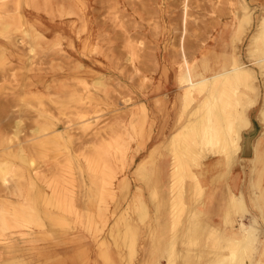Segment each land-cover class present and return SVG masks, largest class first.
<instances>
[{
    "label": "rangeland",
    "instance_id": "obj_1",
    "mask_svg": "<svg viewBox=\"0 0 264 264\" xmlns=\"http://www.w3.org/2000/svg\"><path fill=\"white\" fill-rule=\"evenodd\" d=\"M252 2L0 0V162L14 168L6 184H16L18 194L24 186L33 192L21 196L19 205L27 201L31 209L42 201L68 222L62 228L66 240L33 246L52 247L50 254L33 249L29 254L38 252L52 264L60 258L53 254L60 246L68 249L65 258L74 257L78 264H111V252L120 256L117 264H135L146 248L148 264H218L221 255H228L225 240L200 212L208 187L196 171L208 155L230 160L235 153L216 151L219 143L194 140L197 156L181 155L192 175L178 167L172 190L169 141L189 120L215 121L216 108L200 104L207 92H191L190 78L213 76L238 58L252 70V82L232 86L224 102L243 127V149L253 132L251 156L241 155L254 159L251 182H264V37L256 43L253 38L264 28V4ZM7 23L13 26L5 30ZM162 81L168 89L156 93ZM43 124L51 133L48 146L34 147L33 130ZM55 128L63 134L60 142ZM154 131L162 141L140 164L132 156ZM163 155L172 167L164 192L158 189L155 158ZM32 217L38 218L36 209ZM251 220L262 236L251 255L254 264H263L264 214ZM24 225L4 224L0 217V242L4 233Z\"/></svg>",
    "mask_w": 264,
    "mask_h": 264
},
{
    "label": "crops",
    "instance_id": "obj_2",
    "mask_svg": "<svg viewBox=\"0 0 264 264\" xmlns=\"http://www.w3.org/2000/svg\"><path fill=\"white\" fill-rule=\"evenodd\" d=\"M252 4L254 6H261V4H264V0H253ZM227 25L229 27L231 26L230 23ZM167 89V82L164 81L163 83L162 81L159 86L157 83L155 91L157 93V91L161 92ZM172 92L173 91L170 93ZM163 132H165L164 128ZM158 133L159 132L154 131V134L146 138L144 142L142 140L144 146L140 147L138 153L133 154L132 157L134 160L139 158L140 164H143L146 160L148 162L154 149L159 146L162 141L160 139V134ZM155 158L157 159L156 173L161 179L158 189L164 192V190H166L164 185L165 175L169 173L171 160L167 156L165 157V155H163V157L156 156ZM253 160L254 159L245 160L243 155L240 154V151L232 155L230 160H227L224 156L211 154L205 158V163L203 162L202 167L196 171L198 178L199 176L201 178L199 180L208 187L205 202L201 207L200 212L205 216L204 219L206 224L210 228L219 231L223 240L227 238V235H243V231L240 229L241 221L242 223L249 225L252 217L260 215V212L262 211L264 213V182H251L253 168L250 166H252ZM26 180H28L26 183L30 181L29 178H26ZM15 185L16 184H12L8 186L7 184L1 185L0 183V201L4 200L7 202L6 204L10 201L13 202L12 205L8 204L7 207H4V204L0 202V217L6 213L8 217L15 219V223L21 225L25 224L22 226L25 228H19V230L17 229L16 231L4 233L3 240L5 241L0 242V264H52V262H49L50 258L45 259L44 257V261H42L41 259H43V256H37V254H50L52 247L43 246L42 248H33V246L39 241H47V243H50L53 239L66 240L67 232H62V228L67 227V219L63 214L57 213L55 209L45 207V204L42 201L36 202L33 206L38 212V218H33L28 215L29 204L27 205V201H25L24 204H21L24 206L21 207V205H19L20 201L18 200L21 199V196L26 199V196L32 195L33 192L29 190V186H24L21 194H18L19 191L18 193L15 192L16 190L14 191ZM221 192L222 194H220ZM13 193H16V195ZM240 194L243 196L244 206H238V204L233 203V201L229 199L232 195L240 196ZM218 203H221L222 205ZM19 212L23 217L19 216ZM246 221L250 223L248 224ZM59 227L61 229L57 230ZM262 235L264 236V234ZM30 249L38 250L41 254L38 252H31L29 254L28 251ZM261 249V255L264 259V245L261 246ZM53 254L60 257H52V259H57L54 264H78L71 261L74 257L68 259L65 258L68 254V249L66 247H58V249L53 251ZM148 254L150 253L147 248L140 249L139 260H137L135 264H148ZM156 255L157 258L163 259L162 252H158L157 250ZM117 256L120 257L116 253L111 252V264H117ZM69 260L70 262H68ZM262 263L264 264V262Z\"/></svg>",
    "mask_w": 264,
    "mask_h": 264
},
{
    "label": "bare ground",
    "instance_id": "obj_3",
    "mask_svg": "<svg viewBox=\"0 0 264 264\" xmlns=\"http://www.w3.org/2000/svg\"><path fill=\"white\" fill-rule=\"evenodd\" d=\"M264 25V24H263ZM11 26H13V24L11 23H7L5 25V30L9 29ZM262 26V25H261ZM264 27V26H262ZM1 35V34H0ZM254 36V35H253ZM261 37H264V28H260V31L257 33V35L254 38L255 43L257 41H259V39H261ZM237 38V37H236ZM261 41V40H260ZM11 42V41H10ZM21 43V42H20ZM16 44V43H15ZM254 44V42H253ZM3 45V44H2ZM30 50V54H34L35 50L34 48L29 49ZM28 50V51H29ZM1 52V50H0ZM264 59V58H263ZM33 60V59H32ZM1 62V61H0ZM34 62V61H32ZM36 66V65H35ZM232 67V68H230ZM229 68H224L223 70H220L218 72H215L213 74V76H207V77H203L201 79H196V75H194V78H190L191 79V83H189L188 85V89L192 92V89H195L197 91H201L207 92V95L204 97V99L201 101L200 104H207L209 106H213L216 108L214 117H215V121L211 122V121H207L205 120L204 117H199L196 118L194 121L193 120H189L187 123H185L184 125L181 126V128L175 132L171 137H170V141H169V148L170 151H172V153H174V161H173V172H171V178L173 179L172 182V190H175V185H177L178 183H176V178L178 176H176L178 174V167L179 169L183 170L182 174H191V168L188 166V163H186L183 159V157H181V155H183L185 152L189 154L192 153L193 151V145L196 144L195 142H199L200 140H202V142H206L208 145H216V143H219L218 148H216V151L218 150H222L224 152H226V154H234L240 151V154H245V151L242 147L243 142H240L241 140V135H240V131H241V127L240 123L235 122V112L232 115V117H234V119L232 117L229 116V114L231 113H227V109H228V104L226 105V103L224 102V96L225 93L228 89H230L232 86H234L235 84H240L244 86V84L248 85L250 82H252V70L250 68H248L246 65L242 64V62L240 61V59L238 58H234L232 59V64L230 65ZM13 70V69H12ZM15 70V69H14ZM72 82V81H71ZM183 82V81H182ZM74 84V82H72ZM76 84V83H75ZM74 84V85H75ZM99 84V83H98ZM251 84V83H250ZM249 84V85H250ZM78 86V85H76ZM83 86V85H82ZM73 88V87H72ZM75 90V88H74ZM67 91V90H66ZM71 91V90H70ZM74 94V93H73ZM189 94V93H188ZM188 94H186L185 97L188 96ZM71 95V94H70ZM183 97V96H182ZM220 97V99H219ZM219 99V100H218ZM42 100V99H41ZM44 100V98H43ZM42 100V101H43ZM50 100V99H49ZM72 100V99H71ZM241 100V99H240ZM69 102V101H68ZM73 102V100H72ZM46 103V102H45ZM49 103V102H48ZM51 104V103H50ZM230 104V103H229ZM238 104V103H237ZM240 104V103H239ZM79 105V104H78ZM85 105V104H84ZM44 106V105H43ZM56 106V105H55ZM58 106V105H57ZM56 106V107H57ZM80 106V105H79ZM231 107V106H230ZM205 108V107H204ZM78 109V108H77ZM207 109V107H206ZM48 110V109H45ZM58 110V108H57ZM81 110V109H80ZM205 110V109H204ZM232 110V109H230ZM73 111V110H72ZM78 111V110H77ZM76 111V112H77ZM206 111V110H205ZM55 112V111H54ZM59 112V111H58ZM80 112V111H79ZM79 112L77 113L79 116ZM229 112V110H228ZM62 113V112H61ZM60 113V114H61ZM66 113V112H65ZM63 113V114H65ZM70 113V112H69ZM73 113V112H72ZM84 113V112H83ZM87 113V112H86ZM62 114V115H63ZM90 114V113H89ZM68 115V114H67ZM76 115V113H75ZM88 115V114H87ZM24 116V115H23ZM86 116V115H85ZM203 116V115H202ZM25 117V116H24ZM46 117V116H45ZM68 118V117H66ZM45 120V119H44ZM47 120V119H46ZM80 120V119H78ZM28 121V120H27ZM50 121V120H48ZM53 121V120H52ZM50 121V122H52ZM29 122V121H28ZM43 122V121H42ZM81 122V121H80ZM57 123V122H56ZM68 123V122H67ZM220 123V125H219ZM72 124V123H71ZM245 126L248 124V121H244ZM21 125V124H20ZM19 125V126H20ZM64 125V124H63ZM67 125V124H66ZM55 126V125H54ZM83 128H88V122L84 123ZM82 127V126H80ZM34 128V127H33ZM49 129V127L46 124H43L41 126H38V128H36L35 130H33L34 132V136L32 137L31 141H32V145L34 147H44L47 145V143L49 142V135L51 133H48L47 130ZM59 130V128H55L54 129V133L56 138H58L59 142L61 141L62 135L61 133H56ZM47 132V133H46ZM87 134V133H86ZM199 138V141H197V139ZM251 138V137H250ZM97 139V137H96ZM95 139V140H96ZM54 142V141H53ZM79 143V142H78ZM58 144V143H57ZM56 145V144H55ZM48 146V145H47ZM46 146V147H47ZM20 148V147H19ZM22 148V147H21ZM17 149V148H16ZM33 149V148H32ZM35 149V148H34ZM233 149V150H232ZM47 150H49L47 148ZM46 150V151H47ZM220 150V151H221ZM142 153V152H141ZM194 153V152H193ZM192 153V154H193ZM256 151H254V155H255ZM38 154V153H37ZM40 154V153H39ZM191 154V155H192ZM9 156H15L14 154L11 155L9 154ZM41 156V155H40ZM197 156L196 154H193V157ZM5 158L7 156H4ZM44 157V156H43ZM192 157V156H189ZM231 157V156H230ZM229 157V158H230ZM183 158V159H182ZM19 159V158H18ZM21 160L25 161V158H20ZM189 159V158H188ZM7 160V159H6ZM20 160V161H21ZM235 160V159H234ZM9 161V160H8ZM18 162V161H16ZM180 162V164L178 163ZM15 163V162H14ZM191 163V162H190ZM43 164V163H42ZM60 164V163H59ZM179 164V165H178ZM234 164V163H233ZM13 164L10 162H0V180L2 182V184L6 185V179L9 175H11L12 172H14V168L12 167ZM259 167V166H258ZM165 168V166H164ZM163 168V169H164ZM172 168V167H171ZM162 169V170H163ZM21 170V169H20ZM256 170V169H255ZM23 171V170H22ZM164 171V170H163ZM161 171V172H163ZM166 171V170H165ZM180 174V175H182ZM18 174H16L17 176ZM192 175V174H191ZM237 175V174H236ZM18 177V176H17ZM182 177V176H181ZM21 179V178H20ZM19 179V180H20ZM181 179V178H180ZM8 180V179H7ZM214 180V179H213ZM181 181V180H180ZM178 181V182H180ZM239 181V180H238ZM240 182V181H239ZM20 183V182H19ZM18 183V184H19ZM1 184V185H2ZM22 185V184H20ZM182 185V184H181ZM16 186V185H15ZM35 186V185H33ZM18 186H16L17 188ZM177 187V186H176ZM178 189L180 190V185H178ZM237 187V186H236ZM15 188V189H16ZM22 188V187H21ZM35 191V193H37V191L39 189H32ZM171 190V189H170ZM223 190V189H222ZM220 190V191H222ZM178 191V190H177ZM42 192V191H41ZM175 193V192H174ZM173 194V193H172ZM222 194V192L220 193ZM224 194V193H223ZM31 196V195H30ZM37 196V195H36ZM44 196V195H43ZM172 196V202L175 203V201H177V199H175L176 197ZM179 196V195H178ZM223 196V195H222ZM219 197V196H218ZM225 197V195H224ZM178 198V197H177ZM221 199V197H220ZM223 199V198H222ZM231 201H233V203L238 204V206H244V199L243 196L240 194V196H235L232 195L231 198H229ZM30 201V204L34 203L35 201H31L28 200V203ZM217 201V200H215ZM221 201V200H220ZM2 204H4V207L11 205L13 202H8V204H6L7 202L4 200L0 201ZM223 202V201H221ZM225 202V201H224ZM214 203V202H213ZM217 203V202H216ZM221 204V203H218ZM217 205V204H215ZM214 205V206H215ZM222 205V204H221ZM229 205V204H228ZM213 208V207H212ZM234 208V207H233ZM30 209V208H29ZM215 209V207H214ZM244 209V208H243ZM228 210V209H227ZM235 210V209H233ZM26 211V210H25ZM35 211V209H30V211H28V214H30L31 216L33 215V212ZM214 211V210H213ZM212 211V212H213ZM245 211V210H244ZM211 212V211H210ZM24 214V213H23ZM262 214L263 211H262ZM223 215L225 216V214L223 213ZM19 216L23 217V215L19 212ZM12 217H8L6 215V213L1 216L2 221L4 222V224H14L15 223V219ZM250 221V220H249ZM254 221L251 223L250 225L245 226L244 224H240V229L243 231V235L240 236H228L225 239V247H227L229 249V253L227 254H223L220 256L219 258V262L218 264H254V259L253 256L251 255V253L253 252V250L255 251L257 248V245L255 244L256 242L259 241V237L261 235V233H259L260 235H257L256 232V228L254 226ZM239 228V227H238ZM224 247V250H225ZM253 254V253H252ZM169 257V256H168ZM167 258V257H166ZM173 258V257H172ZM168 259V258H167ZM160 260V259H159ZM158 261V260H157ZM156 264V263H155ZM169 264V263H168Z\"/></svg>",
    "mask_w": 264,
    "mask_h": 264
},
{
    "label": "water",
    "instance_id": "obj_4",
    "mask_svg": "<svg viewBox=\"0 0 264 264\" xmlns=\"http://www.w3.org/2000/svg\"><path fill=\"white\" fill-rule=\"evenodd\" d=\"M252 133L250 132V134L246 137V141H245V146H244V157H249L251 156V141H252ZM251 137V138H250Z\"/></svg>",
    "mask_w": 264,
    "mask_h": 264
}]
</instances>
